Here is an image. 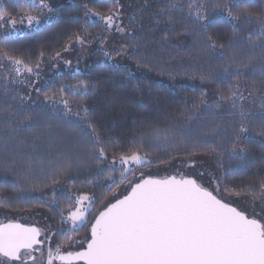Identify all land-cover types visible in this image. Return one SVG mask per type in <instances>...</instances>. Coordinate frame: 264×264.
I'll use <instances>...</instances> for the list:
<instances>
[{"label":"trees","instance_id":"obj_1","mask_svg":"<svg viewBox=\"0 0 264 264\" xmlns=\"http://www.w3.org/2000/svg\"><path fill=\"white\" fill-rule=\"evenodd\" d=\"M200 2L206 4L209 19L216 20L209 27L210 34L225 46L207 49L203 38L186 29L185 16L179 19L177 23L180 27L174 30V34L181 36L176 37L174 46L167 43L162 47V56H156L154 48L140 54L141 63L154 70L156 75L171 74L169 77L164 74L166 78L161 77L166 82L133 75L125 67L113 70L111 65L105 63L101 53L93 57L92 64L82 73H72L74 78L67 72L49 79L43 89L34 95L32 103L20 99L19 89L0 81V202H8L0 206V212L14 216L40 214L57 231L61 217L56 209L43 203L51 201L53 190L61 201L59 207L65 216L77 207L68 203L69 196L72 200L79 195L94 196L97 203L90 214L94 219L114 198L118 189L128 183L107 192L105 186L111 181L108 173L98 172L94 163L92 129L85 121L78 119L75 114L78 109L74 108L72 114L65 115L62 106L53 108L45 101V94L54 95L60 85L78 81H87L91 85L89 94L83 98H66L71 104L79 103L88 108V120L102 137L110 159L112 152L130 155L136 149L141 154L148 152V158L152 160L169 158L166 151H152V144L157 142L154 136L159 130L161 147L167 146L163 138L166 132L168 141L180 148L172 153L174 158H170L168 163H152L142 169L162 168L203 158L211 160L220 171L222 189L225 184L237 189L255 186L256 182L264 179V137L256 132L252 133L251 141L246 144L248 158L243 162L229 161L225 156L224 167L221 168L211 153L184 155V146L192 148L204 141H226L231 136L234 123L238 121V117L228 115L227 104L215 106L219 92L227 91L229 85L237 82L235 76L224 73L225 65L233 64L229 72L239 69V83L248 97L244 104L253 114H259L261 102L253 100L248 93L264 95V39L259 35L260 26L246 23L244 15L247 11L253 17L264 16V0H243L239 9H233L234 15L241 16L239 22H229L225 16H214V11H218L213 8L216 0ZM4 3L14 10L17 23L25 11L41 16L38 8L25 0H4ZM182 3H186V0H182ZM85 4L88 9L105 16L109 9L115 7L111 0H74L73 4H54L52 0L55 11L51 22L31 33L14 36L9 34L10 24H0V51H8L25 59L34 71L38 62L40 66L45 62L52 63L57 57L56 52L60 55L65 53L63 46L72 39L73 33L89 36L90 39L85 42L91 44L98 40V35L105 39L107 33L102 23L92 22L90 18L85 21ZM82 28H87V33ZM167 33L173 34V31L167 30L161 35L168 39ZM104 39L97 44L100 46ZM181 39L185 40L184 47L176 45L177 40ZM41 52L45 54L43 59L39 55ZM208 89L212 94H208ZM201 99H206L212 107L201 105ZM25 115H30L31 119H24ZM213 129L215 135L212 134ZM69 164L71 170L67 174H60L58 170ZM54 174L58 180L55 184L52 183ZM114 176L118 178L119 172ZM224 193L253 202L249 199L250 194L236 196ZM255 202L260 201L257 199ZM67 227L68 224H65V229ZM85 229L73 234L68 242L57 233L56 244L61 245L62 251L68 249L71 240L84 236Z\"/></svg>","mask_w":264,"mask_h":264},{"label":"snow or ice","instance_id":"obj_2","mask_svg":"<svg viewBox=\"0 0 264 264\" xmlns=\"http://www.w3.org/2000/svg\"><path fill=\"white\" fill-rule=\"evenodd\" d=\"M27 2L32 7L38 8L41 15L55 11L46 0H27ZM111 2L115 7L109 9L106 16L93 12L85 4L84 8L87 9L84 14L85 21L90 17H97L105 26V32L112 28L120 33L130 31L121 26L123 14L119 0H111ZM242 2L243 0H216L213 8L218 11H214L213 15L225 16L229 22H239L241 16L234 15L233 9H239ZM13 13L14 10L7 7L4 0H0V24L5 26L11 24L12 30L15 31L17 19ZM175 13L185 16L186 29L194 31L198 37L203 38L207 49L214 50L225 46L218 43L209 32L210 25L216 23V20L209 19L205 3L200 0H186V3H182V0H167L160 9V14H167L169 21ZM244 15L246 23L260 26L259 35L264 39V16L253 17L247 11ZM135 19L136 17L132 16L130 23ZM19 21L26 22L28 27H32L39 25L40 16L25 11L19 17ZM82 31L87 33V28H82ZM86 39L90 37L73 33L72 39L63 48L65 51H70L73 42L83 46ZM97 39L103 40L104 37L98 35ZM126 50L127 45H122L115 55L126 54ZM39 55L43 59L45 54L41 52ZM59 55L60 53L56 52V56ZM104 55L108 60L113 58V54L108 51H104ZM0 62H7L10 72H14L17 78L24 73L37 77L39 75L38 72L33 71L28 61L8 51H0ZM65 63L71 67V61ZM39 66L38 62L36 68L38 69ZM111 67L113 70H118L114 64ZM231 67H233L232 63L225 65L224 73L235 76L237 82L229 85L227 91L221 90L215 101L216 107L227 104L228 115L238 117V121L232 127L230 138L222 142L204 141L192 148L184 146L186 156H195L199 152L211 153L221 168L224 167L225 156L229 161L247 160L246 144L251 141L253 132L264 137V95L253 96L252 92L248 93L253 100L258 99L261 102L259 114H253L244 104L248 97L244 95L239 83L240 71L237 68L234 72H229ZM7 75L9 73L5 74L6 77ZM13 82L23 84L25 81L14 79ZM90 91L91 85L87 81L62 84L54 95L45 94V101L53 108L57 105L62 106L65 115L72 114L74 108L78 109L75 113L78 119L85 121L92 129L94 163L97 165V171L107 172L111 181L105 186V190L111 192L125 182H128L129 186L126 189L127 194L122 198L117 195L96 215L90 227V238L86 240L85 250L75 252L69 250L63 254L60 250L61 245L57 243L54 251L51 246L47 249V264H53L54 260L60 261V264H74L77 261H83V264H264V207L260 208L259 212H248L244 208L235 206L223 195L224 192L236 196L250 194L251 201L255 202L259 199L260 204L264 205V179L256 182L255 186L247 185L237 189L225 184L222 189L221 178L212 177L209 180V184L213 185L211 190L197 179L183 175L179 179L176 175H171L163 179L149 177L129 181V177L135 174L137 167L152 163H168L170 158H174L172 153L180 146L168 141L165 132L163 138L167 146L161 147L159 143L161 133L157 130L154 136L157 142L152 144V151L153 153L166 151L169 153V158L152 160L148 158V152L141 154L136 149L130 155L124 153L118 155L112 152L110 159L102 137L97 134L96 127L88 120V108L79 103L71 104L66 98L67 96L83 98ZM20 99L23 100L25 97ZM200 104L206 108L212 107L206 99H201ZM24 119L30 120L31 116L25 115ZM212 134L215 135V129ZM189 166L195 167V161H189ZM71 167L69 164L58 171L60 174H67ZM116 172H119L118 178L114 176ZM144 175L143 172L140 173L141 177ZM200 175L204 174L200 173ZM57 182L54 174L52 183ZM7 203V201L0 202V206ZM43 203L56 209L57 214L60 215L57 231L45 234L40 228L25 227L19 223L0 224V264H28L29 260L36 261L37 258L33 253L41 250L37 245L42 244L39 240L42 234H45V242L49 245L51 237L57 236V233L68 242L73 234L89 223L87 217L94 210L93 206L97 201L90 195H79L75 200L69 196L68 203L77 207L68 216H65L60 209L61 201L55 190L52 192L51 201H43ZM68 221H71V224L65 229ZM43 260L42 252L41 262Z\"/></svg>","mask_w":264,"mask_h":264},{"label":"rangeland","instance_id":"obj_3","mask_svg":"<svg viewBox=\"0 0 264 264\" xmlns=\"http://www.w3.org/2000/svg\"><path fill=\"white\" fill-rule=\"evenodd\" d=\"M27 1V0H25ZM52 0H46V2L51 5ZM54 4H73L74 0H53ZM167 3V0H119V4L122 6L121 11L123 14L122 17V27H126L130 31H126L124 33L117 32L115 28L110 29L106 32V38L104 42L99 46L97 43L100 42L98 39L95 43H87L83 46L79 44H74L71 47L70 51H66L65 53L59 55V57H55L52 63L45 62L38 69L34 70V72H38V77L29 73H24L23 76L16 77L14 72H10V66L7 62H0V81L4 82L9 87H14L19 89L20 97H25L26 103H32L33 97L35 94H38L45 83L52 78H55L57 75H62L63 73H82L87 66L92 64L93 57L96 54L101 53L103 56V60L105 63L109 65H116L117 67H125L131 71L133 75H140L145 78L154 79V81H162L166 82L165 73H158L156 75L154 70H149L150 68L145 67L141 63V55L146 54L149 50L155 49L154 52L156 56H162V47L165 45L174 46V40L176 37H180L181 35L174 34V30L178 27L179 19H182L184 16L175 13L172 15V20L169 21L167 14H160V9L164 7ZM187 10H185L186 12ZM135 16L136 19L131 21L130 18ZM52 13H45L40 16L39 25H33L32 27H28L25 23H17L15 26V31L12 30V26L10 24L9 34L14 36H19L20 34L31 33L33 30H37L42 25L49 24L52 20ZM90 20L98 21L97 17H90ZM167 30L173 31V34L167 33L168 39H166L163 32H167ZM156 40H152L155 39ZM185 40H177L176 45L178 47H184ZM122 45H127L126 54L115 55V52L120 50ZM175 46V47H177ZM103 49V50H102ZM104 51H108L113 54V58L108 60ZM65 61H71V67L65 63ZM78 66V67H77ZM6 73H9L7 77ZM165 74V75H164ZM171 76V74H169ZM169 75H167L169 77ZM163 77V78H161ZM14 79L24 80L23 84L13 82ZM193 80V79H192ZM190 80V81H192ZM194 81L192 82V84ZM191 86V85H190ZM39 89L40 91H37ZM208 94H212V91L208 89ZM189 161H195V167L189 166ZM143 166L137 167L136 172L133 176H130L129 181L135 179H145V178H155V179H163L167 176L176 175L177 178H180L181 175L185 177L195 178L198 182L203 183L206 187H209L211 190L213 185L209 184V180L212 177H220V171L216 169L214 163L207 159H193L182 161L178 163H174L173 165L162 167V168H151V169H142ZM143 172L145 175L143 177L140 176V173ZM200 173L204 175L201 176ZM221 178V177H220ZM221 183V180H220ZM128 183L123 187H120L118 191L114 194V198L110 201L112 202L117 195H120L121 198L124 194H127L126 189H128ZM222 188V183H221ZM224 197L227 200H230L234 203L235 206L246 209L248 212L256 211L259 212L260 208L264 207L260 202H250L246 199H241L238 197H230L229 195L223 193ZM109 202V203H110ZM94 216V215H93ZM89 223L84 226L85 234L82 238H74L71 240V246L66 250H61V253L66 254L69 250L75 251H83L86 249L87 242L86 240L90 238V227L94 222L92 216L88 215L87 217ZM4 223H19L25 226H33L40 228L42 233L55 232L54 228L48 219L42 215H11L9 213L0 212V224ZM68 226H70L71 221H68ZM45 234L42 236V246L38 249L39 251H35L33 255L37 258L36 261H28V264H47V249L49 246L55 250L56 246V236L51 237V244L45 242ZM78 241V242H77ZM44 255V260L41 262V255ZM53 264H58L57 260L53 261Z\"/></svg>","mask_w":264,"mask_h":264},{"label":"water","instance_id":"obj_4","mask_svg":"<svg viewBox=\"0 0 264 264\" xmlns=\"http://www.w3.org/2000/svg\"><path fill=\"white\" fill-rule=\"evenodd\" d=\"M179 179V178H178ZM25 226V225H24ZM25 227H27V226H25ZM28 227H33V226H28ZM37 228V227H36ZM42 236H43V234L39 237V240L42 242ZM42 246V244L41 245H37V248H40ZM87 247V246H86ZM57 263L58 264H60V261H58L57 260ZM74 264H83V261H77V262H74Z\"/></svg>","mask_w":264,"mask_h":264}]
</instances>
